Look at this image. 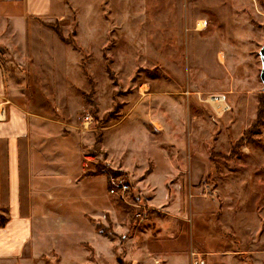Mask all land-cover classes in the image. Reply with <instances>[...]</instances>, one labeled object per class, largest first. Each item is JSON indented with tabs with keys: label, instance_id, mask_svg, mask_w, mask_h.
Wrapping results in <instances>:
<instances>
[{
	"label": "rangeland",
	"instance_id": "rangeland-1",
	"mask_svg": "<svg viewBox=\"0 0 264 264\" xmlns=\"http://www.w3.org/2000/svg\"><path fill=\"white\" fill-rule=\"evenodd\" d=\"M59 2L38 33L0 36V65L13 101L80 137L85 172L102 176L86 188L95 211L83 184L70 206L47 187L0 264H264V0ZM158 157L180 173L158 162L149 191L140 173ZM127 159L136 173L113 167ZM168 190L173 211L147 209Z\"/></svg>",
	"mask_w": 264,
	"mask_h": 264
},
{
	"label": "crops",
	"instance_id": "crops-1",
	"mask_svg": "<svg viewBox=\"0 0 264 264\" xmlns=\"http://www.w3.org/2000/svg\"><path fill=\"white\" fill-rule=\"evenodd\" d=\"M59 4V0H0V36L22 40L23 35L27 38L30 36L29 33H38V20L54 18L56 13L61 11ZM3 43L0 40V46L10 49V43L8 45ZM18 43L17 49L22 50L24 45L21 41ZM8 77L6 69L3 71L0 65V206L4 205L7 208L6 215L9 218L5 227L0 228L2 258L17 251L32 236L35 216H38V213H35L39 204L35 201L36 195L43 196L47 187L56 188V194L59 196L58 204L70 206L73 202V193L83 184L81 193L85 203L89 208L94 209L96 205L92 206L89 202H92L96 193L93 195L86 188L95 183V178L102 177L93 175L89 171L85 172L80 155L84 145L80 137L77 140L75 138V141H69L70 137L65 134L64 127L60 124L56 125L60 122L11 99ZM144 135L148 136L146 133ZM166 136L167 134L164 133V139ZM104 138L102 149L107 153V161H111L113 159L104 145ZM127 160L122 166L113 165V167L115 169L120 167V170L124 169L131 174L136 173L137 168L129 163L133 161ZM158 162H165L171 173L175 175L180 173V169L175 165L172 166L165 157L164 159L158 157L153 166L146 163L140 174L147 183L146 188L149 191L148 183L157 172ZM86 181L89 182L86 184ZM165 186L168 189V184ZM169 194L168 190L166 200L159 204H155L156 199L153 197L147 209L153 208L152 211L159 212L173 211V205H168L167 201ZM51 196L52 194L49 197ZM160 205H163L161 210ZM90 211L92 212V209Z\"/></svg>",
	"mask_w": 264,
	"mask_h": 264
},
{
	"label": "built area",
	"instance_id": "built-area-1",
	"mask_svg": "<svg viewBox=\"0 0 264 264\" xmlns=\"http://www.w3.org/2000/svg\"><path fill=\"white\" fill-rule=\"evenodd\" d=\"M2 113L4 114V111H2ZM89 120L90 119L87 117L86 122ZM111 186H112L110 191L111 194H119V192L125 194L129 189V186L123 181L116 182L115 180H111ZM192 261L193 264H205V260L198 253L195 252L192 253Z\"/></svg>",
	"mask_w": 264,
	"mask_h": 264
},
{
	"label": "water",
	"instance_id": "water-1",
	"mask_svg": "<svg viewBox=\"0 0 264 264\" xmlns=\"http://www.w3.org/2000/svg\"><path fill=\"white\" fill-rule=\"evenodd\" d=\"M260 58L262 61L261 80L263 82V90H264V45L262 49L260 50Z\"/></svg>",
	"mask_w": 264,
	"mask_h": 264
},
{
	"label": "bare ground",
	"instance_id": "bare-ground-1",
	"mask_svg": "<svg viewBox=\"0 0 264 264\" xmlns=\"http://www.w3.org/2000/svg\"><path fill=\"white\" fill-rule=\"evenodd\" d=\"M210 102L213 103V105L216 104L218 106L219 105V102H221V103L223 102V98L222 97L215 96V97L210 98Z\"/></svg>",
	"mask_w": 264,
	"mask_h": 264
},
{
	"label": "trees",
	"instance_id": "trees-1",
	"mask_svg": "<svg viewBox=\"0 0 264 264\" xmlns=\"http://www.w3.org/2000/svg\"><path fill=\"white\" fill-rule=\"evenodd\" d=\"M99 228H101V227H99Z\"/></svg>",
	"mask_w": 264,
	"mask_h": 264
}]
</instances>
